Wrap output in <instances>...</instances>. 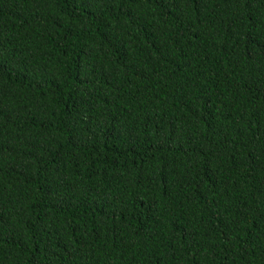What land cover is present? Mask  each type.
<instances>
[{
    "label": "trees",
    "instance_id": "obj_1",
    "mask_svg": "<svg viewBox=\"0 0 264 264\" xmlns=\"http://www.w3.org/2000/svg\"><path fill=\"white\" fill-rule=\"evenodd\" d=\"M0 264H264V0H0Z\"/></svg>",
    "mask_w": 264,
    "mask_h": 264
}]
</instances>
